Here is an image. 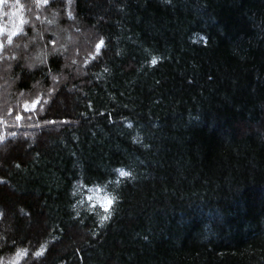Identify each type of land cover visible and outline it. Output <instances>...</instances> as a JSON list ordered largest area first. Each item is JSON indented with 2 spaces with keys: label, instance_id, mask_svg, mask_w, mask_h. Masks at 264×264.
<instances>
[{
  "label": "trees",
  "instance_id": "obj_1",
  "mask_svg": "<svg viewBox=\"0 0 264 264\" xmlns=\"http://www.w3.org/2000/svg\"><path fill=\"white\" fill-rule=\"evenodd\" d=\"M18 2L0 264H264V0Z\"/></svg>",
  "mask_w": 264,
  "mask_h": 264
},
{
  "label": "snow or ice",
  "instance_id": "obj_2",
  "mask_svg": "<svg viewBox=\"0 0 264 264\" xmlns=\"http://www.w3.org/2000/svg\"><path fill=\"white\" fill-rule=\"evenodd\" d=\"M165 2H166V3H169L170 0H165ZM41 3H42L45 7H47V6H49V4H50V0H36V5H37V7H39ZM69 18H71V14H69ZM22 21H23V20H22ZM20 23H24V22H20ZM49 23H53V24H54V23H55V20H53V21H49ZM3 31H4L3 28H0V35L3 34ZM19 32H20V29L15 30V31L13 30V31L9 32V33H8V36H7V43H8V44H11L12 41H13V38H14L15 36H17V35L19 34ZM49 43L53 45V52H57V51H59V49L55 47V45H56V41H49ZM102 43H103V41H101L100 43H98V44L96 45V47H97V48H100V45H101ZM60 47L62 48L63 46L61 45ZM25 48H27V45H25ZM2 49H3V44H0V50H2ZM47 55H48V54L45 52V53H44V57H47ZM13 59H15V57H13ZM45 62H46V61H45L44 59H41V57H40L39 55H37L36 57L33 58V62L27 64L26 67H27L28 71L31 72V71L34 69V67H36L37 64H44ZM74 62H75V61H73V63H74ZM156 63H157V60H156L155 58L152 59L151 64H152V65H155ZM29 65H31V68H29ZM9 67H11V66L9 65ZM17 67L19 68V67H22V66L18 64ZM49 67H50V65H49ZM17 78L20 79V78H22V77H21V76H18ZM52 79L55 80L56 77L53 76ZM52 103L54 104V103H55V100H53ZM38 104H39V100H33V101H32V107H31V109H29L27 103H25V105H24V107H23V112H24V113H27V112H29V111H34V110H36V108L38 107ZM49 107H51V105H49ZM9 114H11V113H9ZM23 118H24L23 114H18V115H16V117H15V119H16L17 121H20V120H22ZM45 122H46V123H55V121H45ZM38 126H39V125H38ZM127 126H128V127H131L130 124L127 125ZM13 135H15V134L13 133ZM145 146L147 147V145H145ZM15 167L19 168L20 165H19V164H16ZM118 171H120V175H121L122 177L130 175V173L124 172V171H122V170H118ZM0 183H3V180H2V179H0ZM105 201H106V203H105V205H104V209H105V211L107 212V211H108V205H111V204H112V200H111V199H108V198L106 197V198H105ZM2 215H3V213L0 212V216H2ZM0 239H3V237H0ZM23 254H24L23 251H20V252L17 253V255H23ZM35 255H36V256H39L40 253L37 252V253H35Z\"/></svg>",
  "mask_w": 264,
  "mask_h": 264
},
{
  "label": "clouds",
  "instance_id": "obj_3",
  "mask_svg": "<svg viewBox=\"0 0 264 264\" xmlns=\"http://www.w3.org/2000/svg\"><path fill=\"white\" fill-rule=\"evenodd\" d=\"M21 4L18 2V0H0V14L7 16L8 19L11 20H17L19 22L27 23V20H21L20 17L22 15L21 12ZM29 11H31V5L28 6ZM55 13H53V16L55 17ZM19 29V24H16L14 27V31ZM29 68H31V65H29Z\"/></svg>",
  "mask_w": 264,
  "mask_h": 264
}]
</instances>
